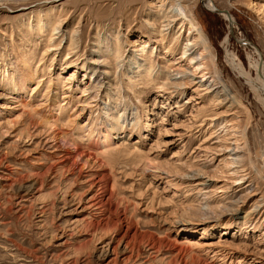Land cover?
Wrapping results in <instances>:
<instances>
[{
    "label": "rangeland",
    "instance_id": "obj_1",
    "mask_svg": "<svg viewBox=\"0 0 264 264\" xmlns=\"http://www.w3.org/2000/svg\"><path fill=\"white\" fill-rule=\"evenodd\" d=\"M171 1L0 0V264H264V108L228 60L264 63V0L180 1L232 105L171 70Z\"/></svg>",
    "mask_w": 264,
    "mask_h": 264
},
{
    "label": "bare ground",
    "instance_id": "obj_2",
    "mask_svg": "<svg viewBox=\"0 0 264 264\" xmlns=\"http://www.w3.org/2000/svg\"><path fill=\"white\" fill-rule=\"evenodd\" d=\"M180 1L181 0H172L170 2L169 11H167V14L164 15V17L159 21L160 24H158V25L161 26L162 27L161 30H163V29H166L165 27L170 28L172 25V22L180 21L178 24V28H177L178 32L183 30L184 25L185 26L188 25L189 35H186V37H185V40L183 43L184 46L182 47V52H181L180 58L182 60L183 58L188 57L187 62H186L187 63L186 66L190 67L191 69L186 70L185 68H187V67H185L183 69L180 66H177V64H173L170 62L171 64H169V65L171 66V70L175 71V73H174L175 75L180 74L179 77L181 78V80L183 81L184 84L196 83V84H198V86H202L201 88L205 89L206 92L213 93V95L216 96V100H218V102L228 100L230 105H232L233 103H236V104L240 103V101L237 99L236 95L221 80L220 73H219L220 70L218 71L214 67V58H213L211 46L209 44L207 36L205 35V33L203 31L201 24L199 23V21L197 20V18L195 16L194 10L190 9V8L186 9L187 7L185 8V6L181 5ZM197 1H200L202 3L203 7L204 6L205 7H212L213 6V7L218 9V7L216 6V4L214 3L213 0H194L195 3ZM224 10H227V9H224ZM221 14L225 18H227L229 22H231V23L233 22L232 15L230 14V12L228 10H227V14H225L224 12H222ZM179 15H181V16L179 17ZM183 18H184V20H183ZM184 21H185V23H184ZM231 23H229V24H231ZM56 26H58V25H56ZM56 26H53L51 28L52 33H57V30H56L57 27ZM152 27H155V28H152L153 30H156L158 28L157 26H153V25H152ZM178 32H177V35L173 38L175 41H177V39L180 35V33H178ZM159 35H161V37L163 39L165 38L164 34H159ZM133 44H138L137 40H134ZM249 44L254 46V44L251 42H249ZM255 49H256L255 52L257 53L258 58L252 63L254 71H255L254 77H251L250 75H248L247 72H244L245 70L242 69L240 62L238 61V63H236L233 56H229V54H228V60H229L230 67L234 71H236L240 76H242L245 79V81L250 85L251 89L255 92L256 98L259 99V101L262 103L263 108H264V63L260 57L261 56L260 52L258 51L257 48H255ZM68 57L69 56H67L66 58H68ZM208 64L209 65L211 64V66H213V69H212L213 73H211V71L208 67ZM195 72L198 73V74L197 73L196 74H197V77L200 78V80L192 79L191 75H193V73H195ZM19 76H20V82H21V84H23L24 80L27 77L22 76L21 74ZM183 83H181V84H183ZM12 84H13L12 89L17 90L18 86L16 85L15 80H13ZM181 84L179 83L178 85H181ZM203 86H205V87H203ZM66 96H67L66 94L63 95V97H66ZM76 148L78 149L79 147H76ZM75 152H76V154H75ZM83 155L87 156L85 158L90 157V153H87L86 151H80L79 152V150L77 152V150H75V148H74L73 155L71 152L69 154L65 155V159H66L65 161L69 162L70 159L74 160L76 158H80V157L82 158ZM85 161H86V159H85ZM70 162H72V161H70ZM94 179L91 181L92 185H94L95 183L97 184L96 180H94ZM97 185H99V184H97ZM199 185L206 186L207 185V179H201L198 183H196V186H199ZM218 191H221V190H218ZM99 192L95 191L94 194L92 193V195L90 196V200H89V203L91 204V205L89 204V206H93V207H95V209H99V207L102 205V203L104 201V199L102 197L103 195L101 196L99 194ZM262 207H264L263 202L257 201L256 203H254L253 207H252V209H254V211H252V214H250L251 216L247 215V217L245 216L243 218L244 224L252 225L253 217H255V215L262 209Z\"/></svg>",
    "mask_w": 264,
    "mask_h": 264
},
{
    "label": "water",
    "instance_id": "obj_3",
    "mask_svg": "<svg viewBox=\"0 0 264 264\" xmlns=\"http://www.w3.org/2000/svg\"><path fill=\"white\" fill-rule=\"evenodd\" d=\"M223 12H224L225 14H227V11H226V10H224V9H223Z\"/></svg>",
    "mask_w": 264,
    "mask_h": 264
}]
</instances>
